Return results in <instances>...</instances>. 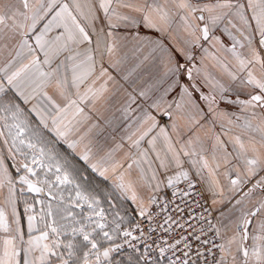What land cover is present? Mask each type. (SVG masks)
<instances>
[{"label":"snow or ice","instance_id":"snow-or-ice-1","mask_svg":"<svg viewBox=\"0 0 264 264\" xmlns=\"http://www.w3.org/2000/svg\"><path fill=\"white\" fill-rule=\"evenodd\" d=\"M74 7L75 13L60 0H0V61L8 53L6 63L0 67V139L14 163L17 157L21 158L15 165L18 173L23 172L19 175L21 195L24 186L28 192H43L39 183L47 185L48 195L47 213L42 211L40 217L43 229L34 236L35 217L27 215L25 240L15 207V183L0 157V174L9 185L8 203L12 205L15 224L13 228L0 209V232L6 234L0 264H21V253L23 264H264V195L245 203L257 188L264 192V176L235 201L233 207L239 206V214L228 224H214L211 211L204 208L206 217H192L201 225L198 230L186 221L193 229L189 235H182L174 243L161 237V244L167 247L155 240L147 243L156 227L169 234L173 224L185 227L171 213L163 223L154 217L168 213V205L177 196L175 185L181 178L187 182V188L180 193L183 200L197 187L193 176L201 177L204 169L214 176L221 167L215 155L217 146L224 151V165L237 162L223 173L231 190L239 191L264 172V0H99L98 10L90 5L87 15L75 0ZM81 19L86 23L82 24ZM218 28L231 38V46L224 45L220 36L214 34ZM201 41L211 44L216 52L210 53ZM197 48L204 53L199 65ZM206 57L221 70V78L208 71ZM129 58L135 61L134 67L123 72L122 66ZM109 68L121 74L131 91L116 81ZM138 69L145 70L147 86H138L131 79ZM110 83L115 88L114 95L123 94L119 109L123 118L127 120L135 114L133 123L138 122L142 128L147 125L135 140L129 136L132 146L139 150L141 141L159 128L148 145L160 169L167 172L170 165L177 169L175 175L167 176L165 185L158 179L148 150L140 152L152 173L151 180L156 181L148 182L151 194L147 204L141 200L137 205L139 216L150 226L156 225L149 227L148 232L138 224L131 229L123 227L125 216L118 210L116 199L125 198L132 188L131 182H125V174L117 171L123 165L114 164L110 175L106 158L98 157L89 144L83 143V136L73 138L71 121L65 123L70 110L73 117L91 119L82 105L99 114L96 105L107 101ZM204 87H208L207 93L202 90ZM49 88L65 101L63 105L49 94ZM9 91H14L15 96L9 97ZM173 92L176 97L168 101L166 97ZM242 94L247 98L241 99ZM17 98L24 105L32 100L36 103L26 109ZM221 103L239 106L249 115L230 113ZM174 112L186 120L183 128L174 119ZM158 115L172 120L171 125L160 126ZM33 117L38 123L33 122ZM217 123L226 136L238 129L229 136L232 152L227 151L220 134L214 131ZM226 125L231 127L225 130ZM202 131L214 139L215 170L203 155ZM159 137L166 145L163 156L155 147ZM60 143L66 150L58 147ZM184 158L191 173L184 168ZM133 164L139 167L140 161L133 159L128 169ZM37 169H46L45 175L54 176V182L46 178L34 183L30 177L37 176ZM89 172L111 181L110 188L93 186ZM3 185L4 179H0V188ZM162 186L173 189L172 200ZM211 191L213 197L223 195L219 180L213 179ZM64 192H68L67 197ZM131 199L136 202V195ZM39 202L45 204L44 200ZM104 203L109 206L111 219ZM216 203L213 198L212 204ZM25 204L27 214L30 206ZM155 206L159 211L153 213ZM176 208L183 213L178 204ZM46 216L51 217L50 222ZM193 242L198 246L194 248ZM181 244L183 248L179 247ZM156 248L158 255H153ZM169 252L171 255H167Z\"/></svg>","mask_w":264,"mask_h":264},{"label":"crops","instance_id":"crops-1","mask_svg":"<svg viewBox=\"0 0 264 264\" xmlns=\"http://www.w3.org/2000/svg\"><path fill=\"white\" fill-rule=\"evenodd\" d=\"M61 3H67L69 4L70 8H72L73 12L75 13V7H74V0H60ZM75 2H78L81 5V10L87 15L89 6H94L98 10L99 0H75ZM201 3H214L215 0H199ZM243 2L246 3V0H243ZM250 15V13H249ZM50 18V17H49ZM81 23L85 24L86 21L81 19ZM254 23V22H253ZM147 31V30H145ZM54 34V33H53ZM150 35H156L159 36V33L155 32H149ZM215 35L220 36L221 41L226 46H231V38L224 32L221 31V29H217L214 32ZM239 38V34H236ZM165 42H167V37H164ZM258 40V37H257ZM203 47H206L209 49L210 53L216 52V49L212 47L211 44L208 42L201 41ZM217 48L219 45L216 46ZM243 51H246L243 50ZM219 55V53H217ZM14 55V53H13ZM195 55L197 57L196 63L199 65L200 63V57L204 55L202 49L197 48L195 50ZM230 56V54H229ZM8 58V53H4V59L0 61V67H3V64L6 63ZM63 59V57H60ZM97 59L99 57L97 56ZM58 62V61H57ZM205 63L208 66V71L216 76L217 78L222 77V72L218 67H214V61L210 57L205 58ZM135 61L131 58L122 66L123 72H128L134 67ZM105 67H107V62L105 60ZM97 71H99V67L97 66ZM109 72L112 76L115 77L116 81L119 84H122L125 88H128L129 91H131V88L129 87V83L124 81L121 78V74L115 71L114 69L109 68ZM134 80L138 86H147V83L149 82L147 75L145 74L144 69H138L131 78ZM223 79L227 80L226 76H223ZM109 93H106L107 101L98 103L96 105L97 111H94L91 107L84 106V112L87 113L91 119L89 120H83L82 116L77 115L73 117L72 111L70 110L69 113L65 116V123L68 121H71V126L74 127L75 131L73 133V138H79L80 136L84 137L83 143L89 144L92 148L93 152L96 153L98 157H105L106 158V167L109 169V174L111 175V169L114 164H122L123 167L118 168V172H122L125 174V182H131L132 188L125 194V198L116 199L117 208L120 211L122 215L125 216V221L123 224V227H126L130 224H132L134 217L138 216L137 212V205L140 203L141 200L144 201L145 204H147L148 197L151 194L149 188H148V182H151L152 184H155L156 181L151 180L152 173L148 170V164L144 163L143 158L140 156V152L147 149L149 159L153 162V167L157 170L158 179L165 182L166 185V178L167 176L175 175L177 169L174 165H170L168 168V171L165 172L164 169L159 168L158 162L155 160V154L152 152L148 145V140H150L153 136H156L159 132V128H156L151 133H149L148 136H146L140 143L139 150L132 146L131 141L129 140V136L132 137V140H135L140 132L144 130V128L147 127L145 125L143 128L140 127L139 123H133V117H130L129 119H124L120 108L123 102V94L122 93H115L114 86L110 83L109 84ZM204 92H208V87H204L202 89ZM48 92L50 95L53 96L54 99H56L57 103H60L63 105L65 101L61 97H59L58 94L55 93L54 89L49 88ZM9 97H14L15 92L9 91L7 93ZM176 97V93H171L166 99L168 101L173 100V98ZM234 98V97H233ZM241 99H246L247 97L245 95H241ZM196 99L199 101V94H196ZM18 102L21 103L23 107L26 109L31 106V104L36 103V100L30 101L28 105H24L22 101H19V98H17ZM203 104V102H201ZM221 107L225 108L230 113H235L238 116H246L249 115V113H244L241 111L239 106H233V105H225L221 103ZM187 109L185 108V112ZM259 109H257V112L259 113ZM53 114H55L53 110ZM157 119L159 121L160 126H170L172 123V120L168 119L165 116H157ZM174 119L177 120L181 128L184 127L186 120L184 119L183 115L180 113L174 112ZM233 120H235V116L232 117ZM106 121H109L110 123H106ZM33 122L38 123L35 118L33 117ZM243 121H238V123H242ZM49 123H51L49 121ZM93 124L99 125V127H92ZM129 124H131V127H129ZM227 127H231L226 125L225 130ZM139 129V131H138ZM214 131L218 134H220L221 139L224 142L225 148L228 152H232V143L229 140V136L234 135L238 129H233V132L229 133V135H224L220 124L217 123L214 126ZM135 133V135H133ZM169 133H171V128L169 127ZM47 135H51L49 133H46ZM173 135V139L175 140V135ZM187 133H185L186 138ZM202 139L204 140V148L205 151L203 155L208 159L210 166L215 170V164L213 162V144L214 139L211 138V134L206 133L202 131L200 133ZM54 139V137H53ZM119 145V147H117ZM58 147L61 150H66V146H64L62 143L58 144ZM156 151L160 152L161 155H164V151L166 148L165 142L163 140V137H159L156 141ZM111 152V157H108V153ZM215 155L217 157V160L220 161L221 167L218 170H215L214 176L209 173L207 169H204L201 173V177H195L200 181V184L202 188L204 189L206 195L208 196L210 200V204L212 209L216 212V221L217 225L220 226L222 224H228L230 219H235L236 216H238V208L239 206L235 205V201L237 199H240L243 197L244 193L248 191L249 188L252 187V184L255 183L256 179H259L260 176H264V172L259 173L256 177H253L249 180L248 183L244 184L243 188L239 191H234L230 189V186L228 185L227 180L224 178L223 173L227 168H231L232 165L236 164L237 162L235 160H232V163L229 165L223 164V155L224 151L223 149H220L218 146L215 149ZM0 157H3L5 167L8 169V172L11 174V177L15 183L16 192H15V207L16 211L20 216V223H21V229L24 233V239H28V221H27V215H32L35 217V220L33 221L34 229H33V235L38 236L40 234V230L43 229V223L41 222V212L47 213V202H48V195H47V185L43 183L37 184L38 187H42L44 189L41 193H33L28 192L27 187H25V191L23 195L19 192V189L21 187L19 183V175H22L23 172L20 173L16 170V164L19 163L20 157H17L15 163L12 159L9 158L7 148L3 145L2 139H0ZM133 159H136L140 161L139 167H137L136 164H133L131 169H128V164L132 162ZM185 164L184 168L186 170H189L190 173L192 172L190 164L187 162V158H184ZM141 169L144 170L143 176L141 175ZM46 169H37V176L36 177H30V179L33 180L35 183L37 179H39L41 182L44 179H49L50 181L55 180V177L51 174L45 175ZM234 175V173H233ZM90 181L93 186L99 185L101 188H110L111 181H103L102 178L96 176L95 174H92L89 172ZM219 180L221 187H223L224 192L223 195L217 194L215 197L212 195L211 186L213 179ZM0 179H4V185L2 188H0V209H3L5 212V215L11 224L13 228H15V224L12 223V205L8 203V197H9V185L7 183V179L3 177L2 174H0ZM163 187V192H165L166 188ZM135 194L137 197L136 202H133L131 199V196ZM160 195V194H157ZM264 195V192L261 191V189L257 188L252 194L250 198H246L245 203H248V199H251L252 201H255L260 196ZM64 196H68V192H64ZM215 198L217 200V203L215 205L212 204V199ZM44 200L45 204H41L39 201ZM25 202H27V205L30 206V210L27 214H25ZM106 212H109V219H111V214L109 210V206L107 203H104L102 205ZM223 214V216H222ZM49 222L51 221V217H45ZM5 233L0 232V254L3 252V238L5 237ZM229 235H231V232H229ZM250 244L251 241H248ZM36 255L38 256L39 253L37 252ZM21 260V264H23V253H21V256L19 258Z\"/></svg>","mask_w":264,"mask_h":264},{"label":"built area","instance_id":"built-area-1","mask_svg":"<svg viewBox=\"0 0 264 264\" xmlns=\"http://www.w3.org/2000/svg\"><path fill=\"white\" fill-rule=\"evenodd\" d=\"M196 179L197 181V187L193 191L191 196H185L183 200L180 198V193L183 192L187 188V182L184 181L182 178L176 183L175 187L177 189V196L174 199V203H170L168 205V213H161L159 216H155L154 220L158 223H163V219L166 215L171 213L174 217V219L179 220L181 224H184L185 227L183 229L179 228L176 224L172 225V232L166 233L164 232L163 228L156 227L155 232L152 233L151 239L147 241V243L151 244L152 240H155L157 244H161V237L164 239H167L169 243H174L176 239H179L182 235H189L192 233L193 229L188 227V223H191L197 230L200 228V223L197 222L196 219H192L193 216H198L200 219H203L208 215L207 212H204V208H208L211 211V219L214 224L217 225L216 221V212L212 209L210 200L208 196L206 195L204 189L202 188L200 181ZM172 188H166L165 192L168 196L169 200H172ZM198 202V203H197ZM160 204H163V197L161 196ZM179 205L180 208H182L184 211L183 213L179 212V210L176 208V205ZM153 213L159 211V207L155 206L151 209ZM139 225L141 228L144 229L145 232H148L149 227H155V223L151 226L148 224L147 220L144 218H141L139 215L134 217V220L132 224L126 226V228H134L136 225ZM168 225H164V227H167ZM197 235L199 232L197 231ZM134 235H139L138 232H134ZM212 234L209 233V236ZM143 241V238H141ZM134 243H137L134 241ZM161 246L167 247V245L161 244ZM194 248L198 245L193 242ZM180 248H183V245L181 244L179 246ZM159 249L156 248L153 255H158ZM167 255H171V253H167ZM211 259V258H210Z\"/></svg>","mask_w":264,"mask_h":264}]
</instances>
